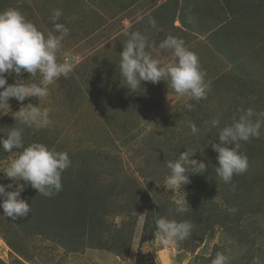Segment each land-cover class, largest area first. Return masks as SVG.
<instances>
[{"label": "rangeland", "instance_id": "obj_1", "mask_svg": "<svg viewBox=\"0 0 264 264\" xmlns=\"http://www.w3.org/2000/svg\"><path fill=\"white\" fill-rule=\"evenodd\" d=\"M7 8L45 35L60 9L58 22L70 34L58 59L68 58L73 71L49 86L40 105L51 109L50 126L18 124L14 113L39 100L10 98V110L0 112V138L22 127L25 146L40 142L65 151L71 166L51 198L27 184L20 197L31 209L26 216L13 220L0 208V264H211L217 252L229 264H264V128L259 138L241 142L249 166L231 184L217 176L211 147L219 143L213 118L222 128L241 108L264 112V0H0V11ZM137 30L157 45L168 35L182 38L206 73L207 98L179 97L163 80L142 82L137 92L124 86L119 53L124 32ZM158 58L171 59V52ZM5 76L8 84L17 78ZM19 150L0 146V183H17L3 171ZM187 150L206 171L189 169L184 188L168 189L167 161ZM184 196L190 210L180 214L174 201ZM158 217L190 220L192 235L178 247L160 246Z\"/></svg>", "mask_w": 264, "mask_h": 264}, {"label": "clouds", "instance_id": "obj_2", "mask_svg": "<svg viewBox=\"0 0 264 264\" xmlns=\"http://www.w3.org/2000/svg\"><path fill=\"white\" fill-rule=\"evenodd\" d=\"M62 11H53L50 19L52 31L47 35L28 20L16 8L0 11V112L10 110L9 99L15 98L23 102L26 98L37 97L38 105L28 103L14 113L18 124L26 127L45 128L52 124L51 109L40 106L50 95L49 86L60 77L67 78L73 71V64L68 59H58L62 41L70 34L65 24L58 22ZM138 19L143 20L142 15ZM152 28H157L156 20L148 17ZM127 37L123 50L119 53V73L131 92L141 90L142 82L153 84L166 81L179 97L200 101L207 98L210 84L205 81L206 73L202 71L199 57L191 51L182 38L168 35L158 45L140 31H125ZM170 51L171 59L158 58L161 51ZM24 72L28 79H20ZM5 73L16 74L15 82L8 84ZM188 110L193 105L185 102ZM238 118L233 117L231 124L219 128L217 118L211 120V128H218L219 143H211L212 149L218 153L217 176L226 184H231L234 175L243 174L248 169V158L240 151L241 142L251 138H259L264 128V112H256L253 108L239 109ZM255 117V119H254ZM188 127L193 135L199 133L197 126L191 121ZM22 127H12L7 138H0L2 151L17 154L6 165L3 173L16 181L7 185L0 183V208L5 217L13 220L26 216L30 211L29 204L21 197V192L30 186L42 196L51 198L62 190V173L71 166L69 155L65 151L49 148L40 142H32L25 146ZM231 145V147H230ZM189 151L180 153L175 160L167 161L169 174L164 185L168 189L184 188L189 183V169L192 173L203 174L206 171L204 162L193 159ZM190 165L192 167H190ZM20 181L27 182L25 184ZM235 190V185H232ZM6 189H13L8 191ZM176 211L180 214L189 212L190 206L185 196L174 201ZM235 212V209H229ZM141 223L144 217L141 216ZM155 240L165 248L178 247L192 235L194 228L190 220L177 221L167 217L155 219ZM211 264H229L228 257L217 252ZM255 264H259L258 261Z\"/></svg>", "mask_w": 264, "mask_h": 264}]
</instances>
